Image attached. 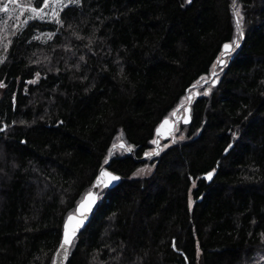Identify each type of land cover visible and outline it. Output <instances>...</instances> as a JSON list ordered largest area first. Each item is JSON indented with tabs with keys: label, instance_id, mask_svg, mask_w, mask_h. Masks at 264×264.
Wrapping results in <instances>:
<instances>
[{
	"label": "trees",
	"instance_id": "trees-1",
	"mask_svg": "<svg viewBox=\"0 0 264 264\" xmlns=\"http://www.w3.org/2000/svg\"><path fill=\"white\" fill-rule=\"evenodd\" d=\"M0 15V264H52L118 141L133 151L105 167L121 179L64 264H264V0H78L16 28ZM188 89L189 123L143 159Z\"/></svg>",
	"mask_w": 264,
	"mask_h": 264
},
{
	"label": "water",
	"instance_id": "water-1",
	"mask_svg": "<svg viewBox=\"0 0 264 264\" xmlns=\"http://www.w3.org/2000/svg\"><path fill=\"white\" fill-rule=\"evenodd\" d=\"M223 52H224V49H223ZM230 53L231 52H229L227 54H230ZM225 55L226 54L223 53L219 58L220 59H224ZM221 65H223V64H220L218 62V60H217V62L215 63L209 78L207 80H204V81L200 82L199 84L191 86L190 88L196 87V86H199V85H204L206 82H209L213 78L212 73L215 72L216 68L218 66H221ZM189 89L187 90V102H186V105H185V107L183 109V114H181V115L173 114L171 119L164 118L159 123V125L157 126V128L155 130V136H154V140L156 141V143H154V149H153V150H155L156 153H159V151H160L159 141L161 139H165V138L169 137L170 135H172L174 133V131L177 129V127L179 125V122L182 123V124L189 123V121L191 119V117H190V104H191V100H192V95L188 94ZM165 120H167V123H165ZM185 120H187V122H185ZM158 128H159V132L157 131ZM122 144H123V147L121 146ZM115 148L125 149L128 153H131L133 151V148L131 146H127L123 141H118V142L114 143L110 147V149L108 151V155H107L106 161L104 162V164L98 170V173H97V175H96V177L94 179V182H93V185H92L91 189L83 196V198L80 200V202L76 205L74 213L69 214L66 217V219L64 220V222H63L61 241H60V244H59L57 250L54 253L52 264H64V262L66 260V257H67L68 248H69L70 245H66L63 248L61 247L62 240H63V237H64V231H65V227L64 226H65V223H67V225H68L69 234L72 233L74 228L76 229L75 235L72 237V241H73V239L79 234V232L82 230V228L88 222V220L90 218V215H91V212H92V209L94 208V206L97 203L99 189L100 188L111 189V188L115 187L119 183L121 178L118 179V180L112 181L111 183H107V178L106 177L102 178V180H100V181H97V176L100 175L101 169H104L105 171L110 172L109 170L106 169L105 166L108 164V162L110 160V157H111V154H112V151ZM149 153H153V151L149 152ZM156 155L157 154H152V155H149V156L143 155L142 158L143 159H147V158L154 157ZM110 173H112V172H110ZM112 174L116 175V176H119V175L114 174V173H112ZM106 183H107V186H105ZM93 198H94V202H91ZM69 216L72 217L71 220L68 219ZM78 221H82V223H81L79 228H76V224H77Z\"/></svg>",
	"mask_w": 264,
	"mask_h": 264
},
{
	"label": "rangeland",
	"instance_id": "rangeland-1",
	"mask_svg": "<svg viewBox=\"0 0 264 264\" xmlns=\"http://www.w3.org/2000/svg\"><path fill=\"white\" fill-rule=\"evenodd\" d=\"M75 3L73 0H47V3H45V0L41 4L40 7H35L39 9L38 12H33L32 5H24L19 3L18 0H5V3L1 6L0 12H3L4 15L8 16V19H11L13 21V26L21 27L24 26L29 20L31 19H39V20H53L57 18V15L59 11L69 5ZM0 17H2L0 15ZM186 105V103H185ZM184 105V107H185ZM182 107V106H181ZM183 108L176 111L175 115H181L183 114ZM173 114L171 115L172 118ZM151 150L150 152H152ZM152 171L151 165H145L143 167H140L134 174V177L144 176L148 175ZM192 205H190L191 207ZM262 260L264 262V255L262 256Z\"/></svg>",
	"mask_w": 264,
	"mask_h": 264
},
{
	"label": "snow or ice",
	"instance_id": "snow-or-ice-1",
	"mask_svg": "<svg viewBox=\"0 0 264 264\" xmlns=\"http://www.w3.org/2000/svg\"><path fill=\"white\" fill-rule=\"evenodd\" d=\"M73 2H78V0H73ZM186 2H190V0H186ZM45 3H47V0H45ZM31 10L34 13L39 11V9H37L35 7H32ZM239 23L240 22H239V19H238L237 20V32L240 34V36H242L243 33L240 32ZM238 43H239V40L238 39L233 40L231 44L225 43L223 45L224 53L227 54V53L231 52L233 50V46L234 45H238ZM218 62L220 64H223L224 63L223 59H220V58H218ZM212 75L215 76L216 73L213 72ZM212 83L215 84L216 83V80L213 79L212 80ZM185 122H187V120H185ZM165 123H167V120H165ZM157 131L159 132V128L157 129ZM235 135H236V133H233V136H235ZM153 143H156V141L154 140ZM121 146L123 147V144ZM226 151H227V149H226ZM152 154H158V153H156L155 150H153V153H147V152L145 153L146 156H149V155H152ZM105 177L107 178V183H111L112 181H115V180L120 179L119 176L113 175L112 173L107 172L104 169H101L100 175L97 176V181H100V180H102V178H105ZM207 177L209 179H211L212 172H208L207 173ZM107 183L105 184V186H107ZM91 202H94V198L92 199ZM189 203L191 204V201H189ZM68 219L71 220L72 217L69 216ZM81 223H82V221H78L77 224H76V228H79L80 225H81ZM64 227H65V231H64V237H63V240H62V244H61V247L62 248L64 246L70 245L72 243V237L75 235V231H76V229L74 228L73 231H72V233L69 234L67 223H65V226ZM173 247H175V244H173Z\"/></svg>",
	"mask_w": 264,
	"mask_h": 264
}]
</instances>
